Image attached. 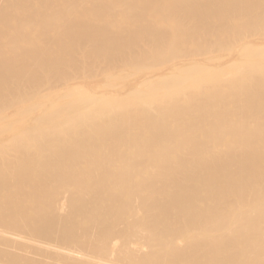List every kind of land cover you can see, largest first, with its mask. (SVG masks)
Listing matches in <instances>:
<instances>
[{"label":"bare ground","instance_id":"obj_1","mask_svg":"<svg viewBox=\"0 0 264 264\" xmlns=\"http://www.w3.org/2000/svg\"><path fill=\"white\" fill-rule=\"evenodd\" d=\"M0 264H264V0H0Z\"/></svg>","mask_w":264,"mask_h":264}]
</instances>
